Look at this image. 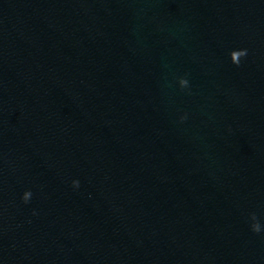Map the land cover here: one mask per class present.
<instances>
[{"label": "water", "instance_id": "95a60500", "mask_svg": "<svg viewBox=\"0 0 264 264\" xmlns=\"http://www.w3.org/2000/svg\"><path fill=\"white\" fill-rule=\"evenodd\" d=\"M257 221L264 0H0V264H264Z\"/></svg>", "mask_w": 264, "mask_h": 264}, {"label": "clouds", "instance_id": "9594fccd", "mask_svg": "<svg viewBox=\"0 0 264 264\" xmlns=\"http://www.w3.org/2000/svg\"><path fill=\"white\" fill-rule=\"evenodd\" d=\"M76 185H77V186L79 185V182H78V181L76 182ZM28 195H30V194H28ZM28 195L25 196V201L28 200ZM252 227H253V229H254L255 231L259 232V231L262 230V227H264V226H262V225L259 223V221H257Z\"/></svg>", "mask_w": 264, "mask_h": 264}]
</instances>
